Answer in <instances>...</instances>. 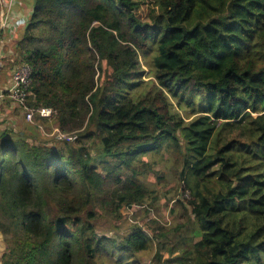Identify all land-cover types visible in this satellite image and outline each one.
I'll use <instances>...</instances> for the list:
<instances>
[{
	"label": "trees",
	"instance_id": "1",
	"mask_svg": "<svg viewBox=\"0 0 264 264\" xmlns=\"http://www.w3.org/2000/svg\"><path fill=\"white\" fill-rule=\"evenodd\" d=\"M141 1L34 0L3 57L53 109L37 121L76 136L32 141L24 115L0 133L3 264H136L154 237V264H264V0H157L145 18ZM167 161L189 223L100 234L158 198Z\"/></svg>",
	"mask_w": 264,
	"mask_h": 264
},
{
	"label": "rangeland",
	"instance_id": "2",
	"mask_svg": "<svg viewBox=\"0 0 264 264\" xmlns=\"http://www.w3.org/2000/svg\"><path fill=\"white\" fill-rule=\"evenodd\" d=\"M150 9H157V0H142L141 7L139 10V15L142 18H145ZM15 42H13L14 45ZM8 47H11L9 44ZM9 66V65H7ZM146 74L149 72L146 69ZM0 74H4V76L10 77L11 71L10 69H3V72ZM148 80L149 77L146 76ZM16 115H21V119L15 117L14 115L10 114L11 118H8L7 121L9 122L10 130L12 129H26L25 126L21 123L23 119V113L19 111V108H16ZM51 119V118H50ZM44 130H36L35 128H27V134L30 136H36L35 140L31 137L30 140L35 141L37 143H44L51 145L55 141V137L52 134V131L55 127L47 128L45 125ZM83 131V129H81ZM88 145L92 144V140L88 139ZM98 148H93V153H98ZM99 156V159L102 157ZM157 155H155L156 157ZM161 165L156 166V170H158L159 176H163V180L159 181L157 175L151 174L148 176V180L152 183V186L158 191V198L157 199H150L143 204H134L131 207H128L122 213L123 217H112L111 219H105V217L101 220L98 232L100 234H108L110 236H115L118 239L122 238V236L129 231L130 228H135L136 226H141L151 237L153 232L160 234L162 232H170L169 235L171 236L173 233L174 227L177 223L187 222L189 220L185 215L184 207L179 203L178 199L183 200V191L182 185L178 183L179 179V170L173 161H167L166 168L161 170ZM180 182V180H179ZM186 194V193H185ZM178 196V197H176ZM173 198V199H172ZM175 208V212L171 211L172 208ZM188 208V205H186ZM109 223L118 224L120 229L107 231L106 229L109 228ZM154 229V230H153ZM160 239H163L162 237ZM159 239V240H160ZM159 240L155 239L154 237V246L153 249H149L147 251H143L138 253L134 259L136 264H154V256L157 251V246ZM163 241V240H162ZM120 264H124L121 262Z\"/></svg>",
	"mask_w": 264,
	"mask_h": 264
},
{
	"label": "crops",
	"instance_id": "3",
	"mask_svg": "<svg viewBox=\"0 0 264 264\" xmlns=\"http://www.w3.org/2000/svg\"><path fill=\"white\" fill-rule=\"evenodd\" d=\"M33 3L34 0H0V10H4L5 12H9V8L7 5L11 6L10 16L8 18V27L4 30V36L0 38V72H3L5 59L3 57L12 56L14 53V48L16 46V42L18 39V35L20 31H23L26 28L27 22L29 21L32 13H33ZM13 42L14 45H13ZM9 44L11 47H8ZM14 61V58H13ZM9 68L11 71L10 77H5L4 74H0V92L6 90L9 86L12 77V71L16 68ZM16 108H19V111L23 113V109L14 103L10 98L4 97L0 98V115L4 118V122L0 123V133L4 130L10 129L9 120L11 118L9 115L12 114L17 118H22L21 115H16ZM24 114V113H23ZM31 129L33 127H30ZM35 140L36 136H30ZM6 249V244L4 241V236L0 232V264L2 263V255Z\"/></svg>",
	"mask_w": 264,
	"mask_h": 264
},
{
	"label": "built area",
	"instance_id": "4",
	"mask_svg": "<svg viewBox=\"0 0 264 264\" xmlns=\"http://www.w3.org/2000/svg\"><path fill=\"white\" fill-rule=\"evenodd\" d=\"M9 12L0 10V28L5 30L8 27V18L10 16L11 6L7 5ZM31 84V68L26 63L18 65L12 71L11 81L6 90L0 92V98L8 97L14 103L18 104L23 109V115L27 123L33 125L36 129L44 130V126L37 121V118L50 119L53 116L51 107L31 108L27 105V97L31 94L29 88ZM4 122V118L0 115V123ZM52 134L57 140H73L76 136L63 132L58 127H55Z\"/></svg>",
	"mask_w": 264,
	"mask_h": 264
}]
</instances>
